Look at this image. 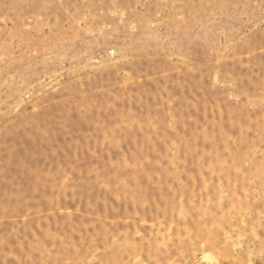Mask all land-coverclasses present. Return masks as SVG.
I'll return each instance as SVG.
<instances>
[{
    "label": "rangeland",
    "instance_id": "rangeland-1",
    "mask_svg": "<svg viewBox=\"0 0 264 264\" xmlns=\"http://www.w3.org/2000/svg\"><path fill=\"white\" fill-rule=\"evenodd\" d=\"M0 264H264V0H0Z\"/></svg>",
    "mask_w": 264,
    "mask_h": 264
}]
</instances>
